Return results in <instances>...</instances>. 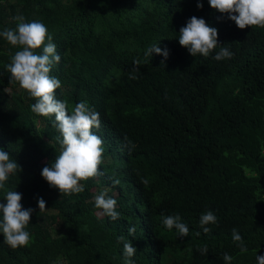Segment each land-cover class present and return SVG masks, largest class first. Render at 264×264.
Instances as JSON below:
<instances>
[{"label":"trees","instance_id":"trees-1","mask_svg":"<svg viewBox=\"0 0 264 264\" xmlns=\"http://www.w3.org/2000/svg\"><path fill=\"white\" fill-rule=\"evenodd\" d=\"M18 15L46 25L60 56L50 72L61 82L56 99L69 112L85 101L99 113L93 131L104 154L102 175L81 181L82 193L48 185L41 171L60 154V133L54 116L34 114L35 100L11 80L7 65L19 49L0 37V149L22 169L6 188L33 209L27 246L12 249L0 233V264H124L127 241L134 264H226L225 253L230 264H257L264 255V28L240 30L208 0H0V32L14 29ZM193 16L218 30L208 57L179 44ZM154 44L168 50L166 60L145 56ZM220 46L231 59H214ZM105 190L117 201L116 221L95 207ZM4 196L0 190V204ZM207 211L218 223L205 234L199 221ZM174 215L188 236L163 226Z\"/></svg>","mask_w":264,"mask_h":264},{"label":"clouds","instance_id":"clouds-1","mask_svg":"<svg viewBox=\"0 0 264 264\" xmlns=\"http://www.w3.org/2000/svg\"><path fill=\"white\" fill-rule=\"evenodd\" d=\"M210 8L221 13L227 14V18L234 22L240 30L251 27L264 28V0H208ZM201 3H197V8H202ZM17 24L14 29L5 28L0 32L11 46L18 48L10 57L7 70L11 74V80L17 82L35 103L31 105V111L39 116H54V123L60 133L61 152L56 156L55 161L50 166H45L41 171L42 178L52 188L57 189L65 195L79 194L84 191L81 181L95 178L102 175L99 166L103 162V140L95 134L93 129L101 127L100 115L94 111L87 102L82 101L75 105L69 112L68 105L56 99V90L61 87V82L50 75L54 64H58L60 56L56 53V45L52 43V36L49 34L45 24L33 20L25 22L22 15L13 18ZM218 30L210 27L204 19L191 17L179 32V44L186 48L189 54L195 57L197 54L208 57L217 48ZM152 45L145 52V56L155 53L162 55L166 60L169 56L167 49L161 50ZM37 50H41L37 52ZM233 53L224 46H220V51L216 53L214 59L221 61L231 59ZM140 59H134L132 73L139 72ZM163 64V61L161 62ZM129 74L130 79H137L136 74ZM129 149L135 145L128 141ZM22 169L10 159L8 152L0 149V190L5 192L4 201L0 204V233L4 242L12 249L27 246L30 242V233L26 231L30 224L33 209H24L21 200L22 194L6 188V182L11 175H18ZM149 181L144 178L142 183ZM114 185H119V179H113ZM16 188V187H15ZM95 207L101 209V215L110 217L112 221L119 218L116 210L117 201L108 197L106 190L94 197ZM37 206L39 211H46V202L43 198H38ZM163 226L169 230L175 228L179 237L188 236V226L181 222L179 215L167 216L162 219ZM217 216L211 212L200 216L199 225L203 233L208 234L211 228L207 225H216ZM129 235L136 232V227L128 228ZM125 241V237L118 238ZM232 240L237 244L240 253L248 251L241 235L237 229L232 230ZM124 264H134L131 259L136 249L131 242L123 244ZM201 255L208 253L207 246L198 249ZM226 264H230L232 257L225 253L223 257ZM257 264H264V255L256 257Z\"/></svg>","mask_w":264,"mask_h":264}]
</instances>
